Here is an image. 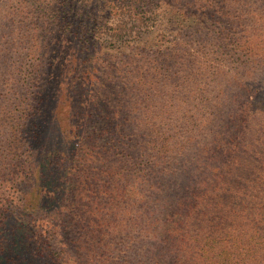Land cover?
<instances>
[{"label": "trees", "instance_id": "1", "mask_svg": "<svg viewBox=\"0 0 264 264\" xmlns=\"http://www.w3.org/2000/svg\"><path fill=\"white\" fill-rule=\"evenodd\" d=\"M231 1L129 0L114 66L88 61L105 46L87 25L33 82L0 56V264H264V0H238L241 29L218 10Z\"/></svg>", "mask_w": 264, "mask_h": 264}, {"label": "rangeland", "instance_id": "2", "mask_svg": "<svg viewBox=\"0 0 264 264\" xmlns=\"http://www.w3.org/2000/svg\"><path fill=\"white\" fill-rule=\"evenodd\" d=\"M217 1V0H213ZM238 0H232L229 5H225V9L218 8V10H223L222 14L225 18V21H232L233 25L239 27L241 29L240 18H248L242 15V11L245 10V2L237 3ZM51 0H43L41 4L38 5L37 8H33L29 15L15 13L17 12V5H21L20 3H10L5 7L1 8L0 11L3 12L5 16L10 15V22L8 29L4 28V33L7 35L9 39L8 42H4L3 46L5 48H0V56H7L10 59L11 67L13 68L9 73L15 72L21 78L29 79L33 82V79L40 75V72L43 69V62L46 59V56L51 55L52 49H62L65 46L64 39L68 34H72V36L78 34V29L81 25H87L84 28L83 33L80 34L79 38L85 37V39L91 40L94 43V39H100V44L103 42L104 49H100L97 51L95 56L89 57L90 63L98 62L99 66H110L111 64L114 66V56H128V54H124L125 51L123 48V44L120 45L121 51L116 50L114 47L118 45L116 41L119 39L118 36L112 34L113 30H109L114 28L118 23L121 25V21H125L122 17V13L120 8L129 3V0H69L67 2V6H63L59 9L65 10L67 12L66 22L70 31L63 34L61 39H56L55 35H50L51 30H59V25L56 23L60 21L57 17H61L60 15L54 14L56 8L58 7V3L60 0H54L51 4ZM51 4V5H50ZM44 7V8H42ZM71 7H74V10H71ZM166 7V4L163 8ZM224 7V6H223ZM169 8H166V12H168ZM162 10H160L161 13ZM246 13H250L253 15V11L247 10ZM209 24L212 25L213 22L216 21L213 16L208 17ZM200 22V19L198 20ZM167 23V21H166ZM0 24V28H1ZM50 26V27H49ZM11 29V30H9ZM81 31V30H80ZM3 33V34H4ZM160 35H163L160 31H152L148 35H144L143 39L132 43L131 46H137L138 53L133 57H137L141 59L140 55L143 51H148L149 48L155 52L158 48V44H161ZM173 35V34H168ZM254 33L247 34L249 38H254ZM71 36V37H72ZM73 38V37H72ZM6 46V44H8ZM101 46V45H100ZM141 50V51H140ZM48 53V54H47ZM109 53V59L104 60V54ZM6 57V58H7ZM47 58L46 60H48ZM16 62V67L14 64ZM129 61H127L128 64ZM135 64H140L139 60H134ZM91 65V64H90ZM86 71H91L92 66H90L91 70L87 67ZM139 72L143 73L145 69L141 66ZM104 79H108L106 73H110L105 69H102ZM35 85V83H33ZM103 97L108 95L102 94ZM101 96V97H102ZM53 116V115H52ZM11 125V121L0 119V131H1V145L3 143V133L2 130L9 127ZM2 126V129H1ZM13 126V124H12ZM10 134V133H9ZM17 135V133H15ZM16 155V154H15ZM19 155V154H17ZM254 160H259L257 165L263 166L264 163V147L254 149L253 152ZM233 233V232H232ZM232 233L229 234V238L232 236ZM234 239V237L232 236ZM245 254V251L240 250L239 253Z\"/></svg>", "mask_w": 264, "mask_h": 264}]
</instances>
